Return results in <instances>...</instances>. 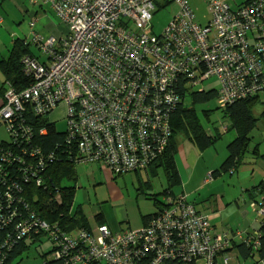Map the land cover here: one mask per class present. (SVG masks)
Returning a JSON list of instances; mask_svg holds the SVG:
<instances>
[{"label":"built area","instance_id":"2783aa9c","mask_svg":"<svg viewBox=\"0 0 264 264\" xmlns=\"http://www.w3.org/2000/svg\"><path fill=\"white\" fill-rule=\"evenodd\" d=\"M165 1L29 0L47 5L67 31L57 39L44 36L33 31L32 18L31 39L49 59L41 63L24 55L21 69L30 85L17 90L6 84L0 98V126L8 134L0 139V264L26 233L40 227L56 237V251L47 258L64 264H230L232 242L257 243L241 230L215 228L184 194L167 199L136 228L99 224L64 235L44 221L14 218L22 193L43 186L45 165L56 158L36 144L33 125L43 117L54 123L48 115L58 105L66 109V139L75 140L78 163L104 162L114 173H125L144 170L163 153L181 89L213 76L219 102L227 105L260 88L264 0H204L205 22L195 18L189 0H168L179 10L154 34V4ZM252 31L260 37L252 39ZM5 162L16 173L7 177L1 171ZM254 210L264 215L263 206Z\"/></svg>","mask_w":264,"mask_h":264},{"label":"trees","instance_id":"16d2710c","mask_svg":"<svg viewBox=\"0 0 264 264\" xmlns=\"http://www.w3.org/2000/svg\"><path fill=\"white\" fill-rule=\"evenodd\" d=\"M239 2H241V0ZM167 3H169L168 0L162 5H166ZM252 32V39L260 37L257 32ZM249 43L252 44L253 42ZM29 45L30 42L26 41L24 38L16 37L13 40L8 55L0 59V70L4 77L0 86V98L2 93H4L6 84H10L17 90L24 89L30 85L31 81L22 73V66L20 63V59L24 55H34ZM258 58L261 65V71L258 75L260 88L254 93H247L227 105H221L219 102L220 93H218V91L220 86L217 79L213 76L207 78V80L212 78L216 80L218 83L217 88L212 87L208 90L204 88H202V90H194L193 87H188L185 88V91L181 89V93H179L180 99L170 116L171 135L169 142L163 153L159 154L148 167L142 170H149V174L155 175L157 168L162 169L167 182V188L162 193H166V200L177 196L174 195L170 189L181 183L175 162V156L177 154V141L175 140V136L177 133H183L199 149L212 146L220 136L219 133L212 135L204 130L194 109L196 103L216 98L218 107L222 110L228 121V124L222 125V132L233 130L235 133L234 138L226 145V157L220 165L211 172L212 174H223L236 171L244 164L245 154L248 152H253L256 161H261L264 164V152L259 151L256 153L255 149L257 145H251L254 129L258 126L260 120L264 123V99L261 98V95H264V57L261 55V57ZM186 96L190 99L189 105L184 102ZM257 107H261L258 113L255 112ZM42 127L45 128V132L39 133V129ZM33 137L36 144L42 148V151L49 152L52 150L56 153V158L45 165L46 171H44L42 176L43 182L41 183L43 186L40 187L36 185V187H31L32 189L27 194L24 192L22 193L24 199L14 213V218L17 219L16 222L27 218L36 220L40 223L44 221L49 226H52L55 231L57 230L58 234L64 235H77L80 230L90 231L99 224H107L102 213L94 215L95 224H90L87 216L81 210L80 205H74L73 198L77 179L76 164H79L75 140H67L66 131H58L55 128V124L47 121L45 117L40 119L36 125H33ZM91 163L102 164L110 168V166L104 162H87L86 164ZM1 171L6 172V176L9 177L14 172L16 173L17 167H12L9 162H5L1 165ZM140 171L141 170H134L133 172L138 173ZM112 172L114 173L113 170ZM114 174L118 175L124 173ZM147 183L148 182H146V185ZM26 185L28 186V183H26ZM140 192L144 193L146 196L152 195L154 205H158L157 212L166 206V202L159 206L160 203L156 198V194H147L142 188H140ZM247 192L251 196V203L255 204V208L258 205L264 207V178L257 184L248 188ZM180 194L188 196L184 192ZM187 200H189L188 197ZM157 212L142 215L141 223L145 224L151 216L157 214ZM126 227L132 228L130 226ZM40 228L37 233H26L22 240L8 251L6 259L3 260L2 264H12L13 260L27 247L26 242H40L43 237H45L46 242L50 245L49 249L42 255L44 257L43 264H64V262L56 260V258H47L48 253L56 249V237L51 238L47 231H45V228ZM229 229L233 231V229ZM243 232L252 235V240L257 243L232 242L229 246L230 249L227 248L229 249L228 252L235 249L237 257L240 256L244 260H250V264H254L255 262L264 264V215L260 219L258 231L256 233L248 231ZM91 262L92 264H104V261L101 260Z\"/></svg>","mask_w":264,"mask_h":264},{"label":"rangeland","instance_id":"374dc122","mask_svg":"<svg viewBox=\"0 0 264 264\" xmlns=\"http://www.w3.org/2000/svg\"><path fill=\"white\" fill-rule=\"evenodd\" d=\"M0 2V18H3V21L0 23V50L6 52L7 47H11V41L14 38L19 36H21V38L28 37V40L31 38L29 36V21L32 17L26 12H20L15 9L12 0H0ZM23 3L31 13L32 6L29 5L31 4L29 0H23ZM188 3L194 12L195 18L200 22H205L209 17L208 3L204 0H189ZM154 7L150 23L152 25L153 33L159 34L167 22L178 12L179 5L174 1H170L166 5L158 6L157 2H155ZM47 13H50L53 21H55V19L58 21L57 16H55L51 10H48L46 14ZM29 42L31 41L29 40ZM31 48L36 51L35 46L32 44ZM35 53L40 52L36 51ZM2 80L3 74L0 71V86ZM217 86V81L212 78L194 86L193 89L200 90L201 88H204L205 90H208L212 87L217 88ZM261 98L264 99V95H261ZM184 102L189 105V97L186 96ZM194 109L204 130L208 134L214 135L219 133L220 135L214 146L209 148V152L205 155V159L203 157V150L200 151V149L183 133H177L175 136L178 146L177 152L184 158H187L190 154L188 159V165L190 168L196 166L200 168L205 161L209 160V157L217 155L216 149H218L219 152L222 150L225 152L224 159L227 155L226 145L234 138L235 133L233 130L222 132V125L228 124V121L222 110L218 107L216 98L196 103ZM260 109L261 107H257L255 112L258 113ZM48 118L50 121L54 122L55 128L58 131H66L67 115L66 109L63 105H58L57 108L48 115ZM253 132L254 133L252 134L254 135V138L257 137V139H264V123L261 120ZM7 138L8 134L5 128L0 126V139ZM197 159H199V163L195 164ZM220 163H218V165ZM148 171L149 170L140 171L138 173L131 171L117 175L114 174L110 168L102 164H76L77 179L73 198L74 205H80L81 210L85 213L88 221L92 225L95 224L94 215L97 213H103L106 219L111 218L118 221V227L120 228L126 226L136 227L139 224H142V215L152 214L158 210V205L156 206L153 203L152 195H148L150 197L146 196L144 193L140 192V188H142L147 194H156V198L160 203L159 206L166 202V193H162L167 188V182L162 169L157 168L155 175L149 174ZM146 182H148L147 185ZM202 183L203 181L201 184ZM201 187H203V184L200 188ZM199 189L190 190L188 185L185 186V183L181 182L180 184L173 186L170 190L174 195H179L184 191V193H187L188 198L193 201L195 200V197H197L194 195H196L197 190L199 191ZM205 192V190L199 191V194L202 195ZM26 244L27 247L13 260L12 264H43L44 257L42 255L50 247L46 242L45 237H43L40 242H26ZM229 262L230 264L251 263L250 260H244L240 256L237 257L235 249L229 251ZM254 264L262 263L255 262Z\"/></svg>","mask_w":264,"mask_h":264},{"label":"crops","instance_id":"0c3cea01","mask_svg":"<svg viewBox=\"0 0 264 264\" xmlns=\"http://www.w3.org/2000/svg\"><path fill=\"white\" fill-rule=\"evenodd\" d=\"M12 3L15 9L20 12H26L28 15L30 14L32 18L36 19V26L33 31L41 33L44 36L52 35L55 39L62 37L67 31V26L59 19L58 21H56V19L53 21L50 13L46 14L48 10H51L47 5L43 4L35 6L33 4H29L32 6V12L30 13V10L24 5L23 0H12ZM2 21L3 18L1 17L0 23ZM29 29V36L31 37L32 33L30 25ZM19 37L21 38V36ZM23 38L28 42L29 40L31 41L29 48L34 54L33 56H35L41 63H46L49 59L48 54L43 53L39 49L38 44L34 43L31 38L29 40L27 39L28 37ZM13 40L11 41V46L13 44ZM31 44L35 46L36 51H39L40 53H35L36 51L31 48ZM10 49L11 47H7L6 52H4V50H0V59L6 57ZM252 137L254 138V135ZM214 144L212 146H214ZM252 144L257 145V148L255 149L256 153L259 151L264 152L263 138L257 139L256 137L252 139L251 145ZM210 147L211 146H206L200 149V151L203 150L204 159L205 155L208 154ZM216 153V156L209 157V160L205 161L200 168L197 166L190 168L188 165L190 154L187 158H184L177 152L175 162L181 182L185 183V186L188 185L190 190L199 189L203 184V187H201L199 191L205 190L206 192L200 195L197 190V193L194 196H197L198 198L195 197V200L193 201L196 206H198L197 208L207 215L208 219L215 228L219 229L224 227L231 228L233 230L236 229L256 233L262 216L254 210L251 203L252 198L247 192V189L257 184L264 178V164L261 161H256L253 152H248L245 154L244 164H242L236 171L226 172L223 174H212L211 172H213V170L220 165H218V163L224 160L223 157L225 155L223 150L219 152V150L216 149ZM197 163H199V159L196 160L195 164ZM209 173L212 174L211 179L206 180ZM202 181L203 183L201 184ZM105 220H107L106 223L111 229L120 228L118 227V221L111 218H105Z\"/></svg>","mask_w":264,"mask_h":264}]
</instances>
